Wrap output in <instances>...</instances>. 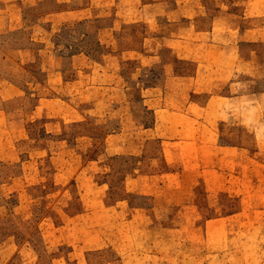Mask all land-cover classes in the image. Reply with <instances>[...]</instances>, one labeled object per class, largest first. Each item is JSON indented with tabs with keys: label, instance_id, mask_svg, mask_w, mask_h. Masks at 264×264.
I'll list each match as a JSON object with an SVG mask.
<instances>
[{
	"label": "crops",
	"instance_id": "crops-1",
	"mask_svg": "<svg viewBox=\"0 0 264 264\" xmlns=\"http://www.w3.org/2000/svg\"><path fill=\"white\" fill-rule=\"evenodd\" d=\"M13 1L0 3V35L19 24L38 37L3 51L1 74L14 66L42 74L18 123L27 131L39 122L64 141L99 139L86 151L102 173L111 165L101 155L132 160L116 185L95 181L97 203L85 195L91 175L81 167L62 186L68 218L51 247L65 243L66 264H220L215 257L236 251L235 264H264V0ZM65 27L76 33L74 48L52 40L47 55L65 62L57 81L39 34ZM90 37L97 49L86 46ZM63 89L77 102L55 94ZM1 90L27 96L12 80ZM42 90L54 94L43 99ZM58 210L43 219L54 225ZM24 244L37 248L18 250Z\"/></svg>",
	"mask_w": 264,
	"mask_h": 264
},
{
	"label": "rangeland",
	"instance_id": "rangeland-1",
	"mask_svg": "<svg viewBox=\"0 0 264 264\" xmlns=\"http://www.w3.org/2000/svg\"><path fill=\"white\" fill-rule=\"evenodd\" d=\"M4 1L0 0V3ZM19 10L22 13V10ZM30 21L31 18L27 16L26 23ZM20 28L21 26L18 24L17 28L11 30L12 32L0 35V264H21L23 258L28 256L31 259L24 260V264H66L68 253L65 243H59L61 245L51 247L53 242L56 245L58 244L57 242L63 240L61 237L63 236V228H60L58 224L67 221L68 218L60 210L63 203L62 200L66 195L62 190V186L68 183L69 175L74 174L81 167L79 169L82 171L81 173L87 172L88 176L91 175L88 179V184L85 186L87 187L85 195L89 194L94 197L93 193H95L97 203L100 197L97 194L95 181L107 179L116 185L122 178V172L127 168H131L132 160L126 157L114 158L101 155L99 159L111 165V169L107 171L108 173H102L101 171H96L98 168L93 163L89 164L88 159L92 152L86 151V148H94L96 143L99 146V139L94 140L93 145L88 140H75V138H70L71 136L67 137L68 141H64L58 138L57 134L61 132L48 133L39 122L32 124L33 126L29 127L27 131L23 129L18 121L23 116L26 118L24 112L36 97V93H34L36 88L35 84H33L34 78L37 77L39 79L42 74L39 71L37 72L36 68L31 69L30 72L32 74H28L15 66V69L11 72L9 71L12 69L9 67L10 70L8 69L6 75L1 74V70H3L1 68L2 52H10L12 48L14 50V48L27 43V37L33 33L27 31L29 30L28 28L25 29L26 31L20 30ZM50 32L45 30L44 34H39L41 41H43L40 43L45 49L42 57H44V65L52 69L53 75L56 76L58 81L59 75L57 71L63 65H66L62 60L51 59L50 56L52 55L49 54V51H52L54 46L52 40L55 41L56 47H63L62 51L67 52L74 48L73 43H71L74 39L71 36L76 33L71 32V29L66 27L59 35L54 37L53 33ZM33 34V37H38L35 32ZM85 44L97 49L94 37L86 39ZM11 53L13 54L14 52ZM38 61L40 62V60ZM152 76H154L153 80L158 83V72L153 73ZM4 79L27 86V96L12 98L11 94H6L1 90ZM53 94L49 90L40 91V96L43 99L52 97ZM55 94L67 97L75 102L79 99L77 92H73V90H57ZM56 97L58 96L56 95ZM50 107L51 105L47 109L51 110ZM63 111L66 114V118L74 115L68 109H63ZM28 118L29 121L32 119L30 114ZM52 128L57 127L49 124L48 129ZM67 130L68 128L65 130V135L69 133ZM51 165L57 169L56 173L53 172L54 181L59 185L56 188H52L53 184L51 185V179H49L52 177ZM83 165L86 166L83 168ZM234 179L235 177L232 176V180ZM85 187L83 186V191H85ZM234 189L238 194L240 190L238 188ZM30 206L32 207V212L30 211ZM50 206H54L57 210L59 209L58 211L61 213V218L55 219L54 225L51 219H43L47 212L46 210ZM223 206L224 203L221 200H211V208L221 210ZM39 226H41L42 232L38 228ZM197 235L198 239L202 238L200 232ZM27 242L33 243L37 247L36 250L32 251L26 244L22 246V250H18L20 245ZM32 253L35 256L34 258H32ZM240 256V253L236 251L231 252L230 256L226 254L224 257H215L214 260L220 264H235L241 261ZM209 259L212 260V256L211 258L209 256ZM185 262L179 257L175 264H185Z\"/></svg>",
	"mask_w": 264,
	"mask_h": 264
}]
</instances>
